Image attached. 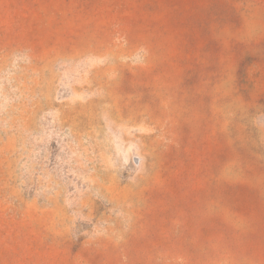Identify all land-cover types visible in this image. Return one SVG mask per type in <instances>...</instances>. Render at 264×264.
I'll list each match as a JSON object with an SVG mask.
<instances>
[{"label": "rangeland", "instance_id": "rangeland-1", "mask_svg": "<svg viewBox=\"0 0 264 264\" xmlns=\"http://www.w3.org/2000/svg\"><path fill=\"white\" fill-rule=\"evenodd\" d=\"M0 264H264V0H0Z\"/></svg>", "mask_w": 264, "mask_h": 264}]
</instances>
